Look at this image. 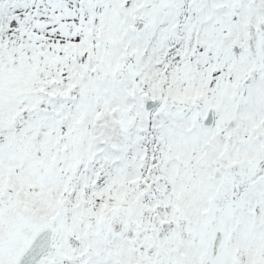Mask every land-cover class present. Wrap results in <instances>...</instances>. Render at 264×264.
Listing matches in <instances>:
<instances>
[{
  "label": "snow or ice",
  "instance_id": "1",
  "mask_svg": "<svg viewBox=\"0 0 264 264\" xmlns=\"http://www.w3.org/2000/svg\"><path fill=\"white\" fill-rule=\"evenodd\" d=\"M0 264H264V0H0Z\"/></svg>",
  "mask_w": 264,
  "mask_h": 264
}]
</instances>
